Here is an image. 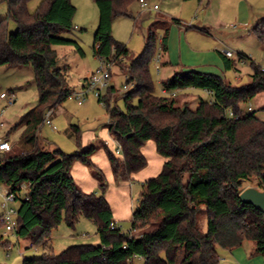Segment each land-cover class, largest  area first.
I'll return each instance as SVG.
<instances>
[{
  "label": "trees",
  "instance_id": "16d2710c",
  "mask_svg": "<svg viewBox=\"0 0 264 264\" xmlns=\"http://www.w3.org/2000/svg\"><path fill=\"white\" fill-rule=\"evenodd\" d=\"M29 1L0 0L6 5L0 20V66L30 65L37 93L36 104L6 133L21 130L18 142L0 158V185L16 192L21 184H28V198L18 200L14 232L44 250L39 258H24L22 264H135L136 257L143 264H219L220 249L231 250L245 242L253 244L252 253L264 257V212L239 200L245 182L254 181L264 189V121L243 108L264 94V68L238 54V61H250L246 85L233 86L215 74L181 70L161 80L166 93L179 92L158 96L149 65L159 55L157 50L166 51L168 26L159 32L158 19L150 24L142 51L131 57L126 45L112 37V23L116 17H132L130 7L138 0H93L98 10L93 54L112 63L124 59L122 71L132 83L112 106L106 95L104 108L111 123L105 127L122 149L116 155L103 144L114 178L127 179L145 168L141 149L148 141L165 159L160 172L141 184L139 204L130 220V231L137 236L130 237L119 226L110 229L114 221L104 196L107 184L91 161L96 148L91 145L68 154L39 144L44 112L69 96L66 68L59 67L54 47L73 46L80 55L83 51L64 36L75 29L71 0H42L34 12L28 10ZM9 22L15 24V32L8 30ZM250 30L264 44V17ZM220 55L226 69L234 66ZM107 90L111 93L115 88ZM194 90L210 91L212 102L203 95L195 109L187 102L178 104L179 93ZM118 99L122 110L116 105ZM225 108L238 118H225ZM66 131L79 132L74 125ZM75 162L96 171L97 191L85 193L76 185L71 175ZM203 214L205 231L200 223ZM80 217L95 224L99 244L72 245L54 255L49 246L51 230L61 222L74 228Z\"/></svg>",
  "mask_w": 264,
  "mask_h": 264
},
{
  "label": "rangeland",
  "instance_id": "374dc122",
  "mask_svg": "<svg viewBox=\"0 0 264 264\" xmlns=\"http://www.w3.org/2000/svg\"><path fill=\"white\" fill-rule=\"evenodd\" d=\"M41 1L30 0L28 10L34 12ZM148 1L151 5L156 4L158 10L143 9L140 8L139 4L134 3L130 7L132 17H116L113 20L112 37L117 42L125 44L130 56L133 57L142 51L144 34H146L150 24L158 19L159 30L170 24L166 39V51L157 50L159 57L155 54L149 65L156 95L162 96L161 80L169 77L175 71H181L183 67L194 63L199 64L197 69L202 72L218 75L233 86L246 85L252 72L250 61H238V54L245 55L255 64L264 68V48L260 47L261 43L257 41L250 30L259 20V17H253L250 20V24L243 26L238 18L241 14L235 17V10L225 13V3L232 2L230 6L235 7V2L238 0H201L200 2L197 0ZM221 1H223V5H221ZM71 3L76 9L73 17L75 29L64 36L75 40L82 48L83 55L80 56L73 46L54 47L58 58L67 65V82L70 91L69 96L60 105L52 109L51 125L55 129L47 124H43L39 128V144L46 145L48 149L58 147L68 154L78 151L76 136L68 134L66 131L70 124L76 126L79 131L86 130L87 134L85 136L89 134V131H95V135H97V132L105 127L108 119L107 110L91 92L85 95L82 104L77 103L74 95L79 89V91L84 89L83 86H86L85 77L100 66V59L94 56L92 50L93 35L98 24L96 5L93 0H71ZM242 4L249 7L253 12L259 8L255 6L256 3H249V0ZM220 6H222V11L219 9ZM5 15L6 5L1 3L0 20ZM137 18L139 22L136 24ZM173 20H177L180 25L171 24ZM219 24L223 26H218ZM8 30L10 32L16 31V26L13 22L8 23ZM221 49H228L233 52L231 60L234 62V66L232 68H225L223 59L218 54ZM157 59H159L158 62ZM168 60H170V63ZM121 61H124V59H120L115 63L111 62V77L108 87H114L115 90L111 93H108L107 90V95L112 100L118 97V90H123L124 74ZM165 61L166 64L163 65L162 63ZM127 63L128 61H125V64ZM7 90L13 91L15 101L13 104H6L5 100L0 99V121L5 124V126L0 127V136L4 135L0 139H7L14 145L19 140L21 130L7 135L9 126L28 108L34 106L37 101L36 87L30 65L23 67L0 66V93ZM103 94H105V91H103ZM202 95L204 94L201 90L181 92L177 95L178 104L187 102L190 109H195L196 105L199 104L198 97ZM116 105L119 109H124L121 99L117 100ZM248 105L252 106L256 117L264 120V94H259L244 104L243 108L246 114H250V112L246 111ZM104 134L105 137L103 139L108 141L107 145L111 148L112 139L109 137L107 130L104 131ZM97 168L101 170L99 167ZM88 170L97 179L95 177L96 171L90 168ZM101 172L103 173L102 170ZM104 180L107 184V180ZM243 186L246 188H258L254 181L245 182ZM0 187H3V185H0ZM140 190V185H136L132 189L134 209L139 204ZM2 203L3 196L0 191V215L3 212ZM11 206L17 210L19 201H14ZM200 223L205 231L207 218L204 214L200 215ZM120 225L122 230H128L130 221L121 222ZM96 236L95 224L80 217L74 228H70L64 222H61L56 228L52 229L49 246L52 248L53 254L58 255L65 248L72 245H96L98 243ZM249 244L250 242H245L243 245ZM29 245V240L18 237L14 231L6 233L4 227L0 225V264H22L24 258H39L44 251L43 247L34 245L29 247ZM249 256L263 257L261 254L254 252L249 254ZM134 263L139 264L140 262L135 258Z\"/></svg>",
  "mask_w": 264,
  "mask_h": 264
},
{
  "label": "crops",
  "instance_id": "0c3cea01",
  "mask_svg": "<svg viewBox=\"0 0 264 264\" xmlns=\"http://www.w3.org/2000/svg\"><path fill=\"white\" fill-rule=\"evenodd\" d=\"M245 1L246 0L236 1L235 7L230 6L232 2L225 3L226 5L225 13L235 10V13L233 12L235 17H238L239 14H241V16H239L238 18H239L240 24H242L243 26L244 25L247 26L248 24H250V20L253 17H259V19L264 17L263 16L264 15L263 14L264 13V0H249V3H256L255 6L259 7L254 12L251 11L249 7H246L244 4H242ZM136 4H139V2L137 1ZM147 5L148 7L146 9L150 10L152 5L149 3L148 0H147ZM221 5H223V1H221ZM140 8L142 7L140 6ZM219 9L220 11H222V6H220ZM130 11H131V8H130ZM137 22H139L138 18L136 19L135 23L137 24ZM171 24H174V22ZM175 24L180 25L179 22ZM169 25L170 24H168L167 26ZM218 26H223V25L219 24ZM159 32H162V31L160 30ZM260 47L264 48V44H261ZM224 50L221 49L220 51H218V54L224 55V52H223ZM232 58L233 56L230 57L229 59L231 60ZM58 59H59V67L67 68L66 67L67 65L60 58ZM166 61L163 62V64L164 63L166 64ZM171 61H172V58H171ZM168 62L170 63V60H168ZM198 66L199 64H196V63H194L193 65H187L182 68L183 69L182 71H187V70L192 69V70L202 72L201 70L197 69ZM91 73L92 72H90L89 75ZM89 75H87L85 79H87ZM68 88H69V84H68ZM7 91H12V90H7ZM70 126L71 124L69 125V127ZM105 130H107L109 137H111V133L106 127H104L102 130H99L97 132V135H95V131H89V134L85 136L87 134L86 130L79 131L77 134L76 132L72 131L71 134H74L75 136L77 135L76 137H77V142H78V150L85 149L91 145H93L96 148L95 152L91 156V161L96 167H99L104 173L103 174L104 178L108 182L104 196L110 206L113 221L121 227L120 225L121 222H126V221L131 220L132 212L134 209V203H133V198H132L133 187L136 185L141 186L143 182L156 176L160 172L165 159L156 153L154 143L152 141H148L145 143V145L141 149V152L143 153L147 161V165L145 166V168H143L141 171L137 173L131 174L127 179H115L111 166L109 164L107 155H106L105 147L103 145L105 144V141H106L103 139V137H105L104 136ZM3 136L4 135H1L0 138ZM105 145L108 147L107 144ZM111 148H113V146H111ZM4 154H5L4 152L1 153L2 157L4 156ZM71 175L76 185L83 192L90 193L92 191L98 190L97 179H95L92 176L91 172L88 170L87 166H85L84 164L80 162H75L71 168ZM97 237L98 235L96 236V241H98L96 245L99 244V238ZM252 251H253L252 243H250L249 245H241L231 250L220 249L218 252L219 253V264H264V257H261V256L250 257L249 256V254H251ZM138 261L140 262L139 264H143L142 260L138 259Z\"/></svg>",
  "mask_w": 264,
  "mask_h": 264
},
{
  "label": "built area",
  "instance_id": "2783aa9c",
  "mask_svg": "<svg viewBox=\"0 0 264 264\" xmlns=\"http://www.w3.org/2000/svg\"><path fill=\"white\" fill-rule=\"evenodd\" d=\"M140 6L143 9H146L148 7L147 5V0H138ZM152 10H157L158 6L156 4L151 6ZM224 55L226 57H232L233 56V52L225 49L224 51ZM157 57H159V55H157ZM159 61V59H157V62ZM111 67H112V63L111 62H107L104 61L103 59H100V66L93 71L89 77L86 79V86H83L84 89L74 93L77 103L78 104H82V102L84 101V97L87 93L91 92L93 95H95L98 99L99 102H101L103 104V106L105 107L106 105V100H107V89H108V82L109 79L111 77ZM126 76H124V83L122 84V89L123 90H119V93L121 92H125L128 91L131 87H132V83L127 82L126 80ZM103 91H105V94H103ZM161 92L163 94H167L170 96H175L179 91H172L170 93H166V91L164 89H161ZM204 99L208 102H212L213 98L211 95L210 91L204 90ZM0 99L5 100L6 104H13L15 101V94L12 91H3L0 93ZM108 103L110 106H112L113 100L112 98L109 97L108 99ZM246 111L247 112H253V108L251 105H248L246 107ZM52 108L47 109L44 112L43 115V120H42V124H47L49 126H52V122H51V115H52ZM223 115L225 118L227 119H236L238 118L237 116H235V114L233 113V111L230 108H225ZM111 123L109 117L107 119V122L105 124L109 125ZM5 126L3 121H0V127ZM53 129H55L54 126H52ZM39 135V132H38ZM112 140V146H113V151L116 155H121L122 154V149H121V143L114 138L112 135L110 137ZM107 140L105 141V144H107ZM13 145L10 143L9 140L7 139H0V153L2 152H8L12 149ZM0 191L1 194L3 196V203H2V209L3 212L0 215V225H2L7 232H11V231H15L16 229V213L17 210L12 207V203L14 201L17 200H26L28 198V184L23 183L19 186V190L14 192L12 191L8 186H3L0 187ZM119 225H117L115 222H111L110 223V229H114L116 227H118ZM120 227V226H119ZM121 228V227H120ZM123 232H127L129 234L130 237L132 236H137L135 235V233L133 231H130V228L128 230H122ZM33 245L30 243L29 247H32ZM138 259H140V257H136ZM142 260V259H140Z\"/></svg>",
  "mask_w": 264,
  "mask_h": 264
},
{
  "label": "water",
  "instance_id": "95a60500",
  "mask_svg": "<svg viewBox=\"0 0 264 264\" xmlns=\"http://www.w3.org/2000/svg\"><path fill=\"white\" fill-rule=\"evenodd\" d=\"M239 200L244 204L252 205L255 209L264 212V189L247 187L239 194Z\"/></svg>",
  "mask_w": 264,
  "mask_h": 264
}]
</instances>
